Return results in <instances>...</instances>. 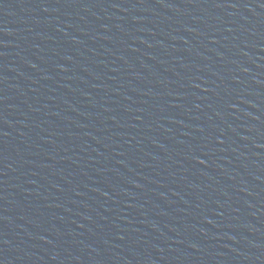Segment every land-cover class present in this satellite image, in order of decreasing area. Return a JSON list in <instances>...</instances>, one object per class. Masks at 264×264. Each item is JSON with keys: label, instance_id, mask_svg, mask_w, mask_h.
Listing matches in <instances>:
<instances>
[{"label": "water", "instance_id": "obj_1", "mask_svg": "<svg viewBox=\"0 0 264 264\" xmlns=\"http://www.w3.org/2000/svg\"><path fill=\"white\" fill-rule=\"evenodd\" d=\"M0 264H264V0H0Z\"/></svg>", "mask_w": 264, "mask_h": 264}]
</instances>
